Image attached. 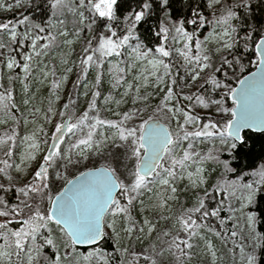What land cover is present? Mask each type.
Returning <instances> with one entry per match:
<instances>
[{
	"label": "snow or ice",
	"instance_id": "6c2138e0",
	"mask_svg": "<svg viewBox=\"0 0 264 264\" xmlns=\"http://www.w3.org/2000/svg\"><path fill=\"white\" fill-rule=\"evenodd\" d=\"M0 264H264V0H0Z\"/></svg>",
	"mask_w": 264,
	"mask_h": 264
},
{
	"label": "trees",
	"instance_id": "16d2710c",
	"mask_svg": "<svg viewBox=\"0 0 264 264\" xmlns=\"http://www.w3.org/2000/svg\"><path fill=\"white\" fill-rule=\"evenodd\" d=\"M9 16L11 17L10 19H16L19 16V12L9 13ZM9 16H8V18H6L4 16H0V20L9 19Z\"/></svg>",
	"mask_w": 264,
	"mask_h": 264
},
{
	"label": "rangeland",
	"instance_id": "374dc122",
	"mask_svg": "<svg viewBox=\"0 0 264 264\" xmlns=\"http://www.w3.org/2000/svg\"><path fill=\"white\" fill-rule=\"evenodd\" d=\"M0 16H4V17L8 18L9 13L0 14ZM10 18H11V17L9 16V19H10Z\"/></svg>",
	"mask_w": 264,
	"mask_h": 264
}]
</instances>
